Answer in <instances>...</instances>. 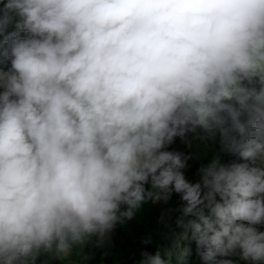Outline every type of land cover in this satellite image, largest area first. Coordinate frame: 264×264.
<instances>
[{"label": "clouds", "instance_id": "clouds-1", "mask_svg": "<svg viewBox=\"0 0 264 264\" xmlns=\"http://www.w3.org/2000/svg\"><path fill=\"white\" fill-rule=\"evenodd\" d=\"M173 193L137 264H264V0H0V264H87Z\"/></svg>", "mask_w": 264, "mask_h": 264}, {"label": "trees", "instance_id": "trees-1", "mask_svg": "<svg viewBox=\"0 0 264 264\" xmlns=\"http://www.w3.org/2000/svg\"><path fill=\"white\" fill-rule=\"evenodd\" d=\"M191 140V144H189ZM192 134L182 142L179 138L168 146L167 150L180 151L185 154H190L191 158L188 161L189 167L185 170L186 177L195 182L199 179V167L207 163L213 155V150L219 147L209 141L211 152L193 148ZM225 161L232 159L225 155ZM182 204L178 194L173 193L168 203L163 201L153 203L148 201L147 205L137 213V216L132 220L126 221L123 226L117 225L114 232L111 234L110 243L103 247L89 244L85 248V253L90 257L87 261L89 264L104 263V264H137L140 259V252L147 248L148 251L155 252L157 248L161 250L162 256L164 251L170 245L172 237L170 235L175 227V219L179 215V206ZM170 207L173 210L171 218L166 219L164 216L165 210ZM151 236L152 243L145 245L143 242ZM192 255L189 257L188 264H202L199 256L196 254L195 243L190 242ZM51 264H62L58 260H54Z\"/></svg>", "mask_w": 264, "mask_h": 264}, {"label": "rangeland", "instance_id": "rangeland-1", "mask_svg": "<svg viewBox=\"0 0 264 264\" xmlns=\"http://www.w3.org/2000/svg\"><path fill=\"white\" fill-rule=\"evenodd\" d=\"M199 142L198 141H196V140H194L193 141V148L194 149H199V150H206L208 153H210L211 152V150H210V148H203V145H199ZM212 153V152H211ZM172 214H173V210L170 208V207H168L166 210H165V213H164V216H165V218L166 219H169V218H171V216H172ZM110 243V240H109V242L107 243V244H105V246L106 245H108ZM71 260H72V262H73V264H82V261H81V259H80V257L79 256H73L72 258H71ZM87 264H89L88 262H87ZM96 264H104V263H96Z\"/></svg>", "mask_w": 264, "mask_h": 264}]
</instances>
